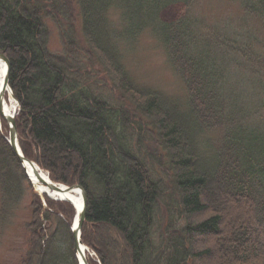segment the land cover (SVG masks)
<instances>
[{"label":"trees","instance_id":"1","mask_svg":"<svg viewBox=\"0 0 264 264\" xmlns=\"http://www.w3.org/2000/svg\"><path fill=\"white\" fill-rule=\"evenodd\" d=\"M198 1L0 0V51L10 61L9 84L20 103V146L54 181L84 188L82 241L98 257L89 264H118L109 248L122 246L126 264H204L216 246L235 263L264 264V53L255 51L252 33L241 38L225 26L206 35L216 28L196 13ZM239 3L264 27V0ZM176 6L178 16L166 19L164 13ZM46 18L61 26L62 53L49 50ZM78 20L86 41L82 50ZM146 30L184 78L185 105L128 73L123 44ZM238 57L258 78L253 92L258 102L248 93L234 108L241 94L230 95L238 98L233 103L223 93L231 79L229 58ZM95 65L103 68L113 92L98 90L89 68ZM116 93L130 107L116 103ZM147 124L166 151L167 180L158 171L162 157L144 144ZM216 128L214 140L207 131ZM27 180L0 133V225L14 216ZM231 200L247 204V221L229 223L228 213L245 211L236 203L225 211ZM39 212L34 208L27 222L30 244L21 264H60L68 250L74 254L71 230L65 222L57 227L69 249L51 256L49 226ZM105 227L114 230L115 240L102 235ZM206 237L214 240L199 250L198 240Z\"/></svg>","mask_w":264,"mask_h":264},{"label":"rangeland","instance_id":"2","mask_svg":"<svg viewBox=\"0 0 264 264\" xmlns=\"http://www.w3.org/2000/svg\"><path fill=\"white\" fill-rule=\"evenodd\" d=\"M180 9L181 8H177V6L172 7L164 13V17L169 20L174 19L178 16ZM196 13L204 16L206 26L210 24H213L215 28L228 26L233 30L234 36L236 34L243 38L247 37L250 33L253 35L255 34L257 36V40L255 41V51L257 54H259V51L264 53L263 24H261V22L255 17L245 14L242 9V4L239 3V0H199L196 5ZM112 18L117 21L118 14L116 12L112 13ZM46 21L50 31L49 50L53 53H62L65 49V41L62 36L61 26L51 18H46ZM217 31L218 28H216L213 33H207L206 35L212 34L215 36ZM76 37L78 41V47L82 50L86 41L82 35L81 24L79 20L76 23ZM123 46L125 52L123 62L126 66V69L128 70V73H130L131 77L138 84L146 86L151 90L153 89L164 97H174L178 99V102H182L185 105L188 92L184 78L180 75L179 71L176 70L173 65H171L164 46L151 30L144 31L141 35H139L134 43L129 42L127 44H123ZM226 59L223 60L226 61ZM241 60L242 59L240 57L237 59L229 58L230 63L228 76L231 77V79L224 89L225 94L223 93L224 96L226 95L225 98L227 97L228 99L233 100V103L238 98L230 97V95H237V93L241 94L239 97L241 99L237 100V105H233L234 108L243 103L244 95H246V98H248V93L249 95H252L250 98L252 103L258 102V98L253 93L254 85L258 82V78H256L255 75L254 78L251 77V75L248 73V69L243 68V66L240 65L239 61ZM258 66H256L254 69H257ZM89 68H91L90 72L93 75V80L97 82L98 90L105 91L107 93L113 92V89L110 87L111 84L109 83L103 68L99 65ZM242 77L245 79L242 80ZM102 85L103 87H99ZM114 96L115 93L112 95V97ZM119 97V93H116V103L130 107L129 100H122L123 102H121L119 101ZM19 106L20 103L18 105V110ZM18 110L15 112L17 113ZM0 115V133L6 140H8L10 133L9 123L3 119L1 112ZM251 118H254V115ZM146 120L149 121L148 119ZM144 127L147 131V136L144 135V144L152 154L162 157V166L164 169L160 167L158 168V171L167 180V175H164V173H167L166 171H170L167 169V160L165 157L166 151H164L162 148L161 138L159 134L156 133V129L153 127V125L147 124ZM207 132V135L211 138H214V140L218 139L217 137L219 135V128L214 130L211 129ZM39 168L41 167L39 166ZM41 169L49 173L48 170L43 168ZM27 182H24L26 184L24 186L26 187L25 192L22 196L21 203L16 208L11 221L4 225H0V264L22 263L29 249L30 243L28 242L29 230L27 228V222H31V214L33 213L34 208L40 210L39 213L41 220H45V225L47 228L49 226V234L46 235V238L50 236L52 239L50 245L51 256L57 255V257H60L64 250L67 251V249H69L66 242V236L64 238L62 232L58 230L57 227L59 225H63L61 222H65L71 230V225L76 213L75 207L68 201H58L46 195L42 196V194L38 192L36 187L32 185L29 180H27ZM170 201L171 209L174 208L175 211L176 195L172 194ZM233 203H236L235 200H231L228 202V204H226V206L224 205V210L229 211V209H232ZM236 204L237 206L241 205L244 210L247 207V204L245 203ZM228 214V221L232 225H237L238 221L240 222V220L247 221L250 217V215L247 213V210H245L243 214H240V211L238 210L232 211ZM101 233L104 237H108V239H116V234L111 228H102ZM211 239L214 240L213 237H206L198 240V249L202 250V245L205 247V245L210 242ZM123 248V246L122 250L119 248L115 249L114 247L109 248L110 254L115 258L118 264H126L127 255L125 248ZM72 251H74V254H70L69 250L67 251L69 255L65 253V255L62 257V260L60 261V264H78L74 241ZM97 258L96 252L92 249H89V259L94 262L98 260ZM209 258L207 259H209L211 262L207 263V259H205L206 262H204V264H221L224 262L225 264H239L238 262L235 263L231 258L225 256L222 249H219L217 246L214 253L211 254Z\"/></svg>","mask_w":264,"mask_h":264},{"label":"bare ground","instance_id":"3","mask_svg":"<svg viewBox=\"0 0 264 264\" xmlns=\"http://www.w3.org/2000/svg\"><path fill=\"white\" fill-rule=\"evenodd\" d=\"M7 73V66L4 61L0 59V101H3V113L14 114L18 110V104L15 98L13 97L9 87L5 86V77ZM1 118V115H0ZM26 171L28 172L34 186L42 196L46 195L58 201H68L76 209L80 210L83 205L82 193L79 189L73 191L65 192V190L58 192L53 191L46 183L40 181L39 176L49 181L48 172L39 170L38 167H35L29 163H25ZM73 226H76L73 224ZM88 258V251L84 246H80L77 252V260L79 264H85V259Z\"/></svg>","mask_w":264,"mask_h":264},{"label":"water","instance_id":"4","mask_svg":"<svg viewBox=\"0 0 264 264\" xmlns=\"http://www.w3.org/2000/svg\"><path fill=\"white\" fill-rule=\"evenodd\" d=\"M0 59L6 63L7 73H6V77H5V86L9 87V89L12 93V89L9 85L10 61H9L7 55L1 51H0ZM12 95H13V93H12ZM0 112H1L2 116L4 117V119L7 121V123H9L10 133H9L8 141H9L13 151L17 155L22 167L26 170L25 163H29L35 167H38L35 162L26 158L22 152V149H21L20 144H19V137H18L17 127H16V120H15L16 114L11 115V114H6L5 112L3 113V101H0ZM38 178L40 179V181L46 183L53 191L61 192V191L65 190V192H68V191H73L75 189H79L80 192L82 193L83 205H82V208L77 211L76 220H75L76 226L74 228H72V234H73V238H74V242H75V249H76V251H78L79 247L82 245V239H81L82 233H81V231H82V226H83L85 216H86L87 194H86L85 190L79 185L66 186L64 184L53 182L50 179H49V181H46L45 179H43L40 176ZM85 264H88V263L85 262Z\"/></svg>","mask_w":264,"mask_h":264}]
</instances>
